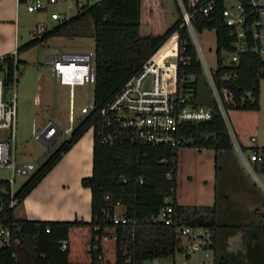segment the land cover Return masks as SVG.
Returning <instances> with one entry per match:
<instances>
[{
	"label": "trees",
	"instance_id": "16d2710c",
	"mask_svg": "<svg viewBox=\"0 0 264 264\" xmlns=\"http://www.w3.org/2000/svg\"><path fill=\"white\" fill-rule=\"evenodd\" d=\"M221 7L209 16L197 13L194 28L216 29L217 67L213 77L227 114L229 109L257 110L261 107L264 56L253 50L256 41L249 37V48L239 53L238 61H224L222 52L234 50V37ZM62 35L91 36L95 40V109L78 120L71 134L50 150L15 191L9 179H0V223L12 230L11 244L0 247V264H144L147 259L183 251L179 228L184 226L211 229L212 264H264L244 262L237 252L228 250L227 239L239 225L219 220V180L212 206L183 205L177 200L181 146L213 149L217 176L220 161H231L235 149L179 1L100 0L22 44L16 53ZM175 49L186 57L178 65V88L190 94L194 105L210 108L212 118L184 122L177 132L183 141L177 147L140 142L127 134L114 143L103 142L102 137L110 129L103 126L98 110L114 98L129 77L142 69L149 57L159 50L163 54ZM17 65L15 53L0 58L6 89L14 83ZM199 77L205 78L203 92L199 89ZM91 126L94 127L92 173L81 179L82 185L92 192L91 219L41 220L21 215L25 197ZM256 171L264 172V166H256ZM119 205L124 207L122 212ZM165 205L173 206L172 223L158 217ZM116 213L131 221L115 222ZM253 252L254 249L250 254Z\"/></svg>",
	"mask_w": 264,
	"mask_h": 264
},
{
	"label": "built area",
	"instance_id": "2783aa9c",
	"mask_svg": "<svg viewBox=\"0 0 264 264\" xmlns=\"http://www.w3.org/2000/svg\"><path fill=\"white\" fill-rule=\"evenodd\" d=\"M25 4L30 12L49 11L50 18L56 22L64 21L78 14L86 7L100 0H18ZM184 21L197 46L198 56L208 78L211 89L216 97L221 110L226 118L229 130L236 144L238 154L244 165L253 173L256 166H264V148L254 145L244 149L236 138L228 114L224 109L220 93L216 87L213 71L208 64L202 49L197 41L194 21L197 13L209 16L219 6L225 23L230 27V34L234 37L233 51L223 50L228 58L226 63L238 61L239 53L249 48V37L256 44L254 51L261 54L264 46L261 44L264 30V0H178ZM55 5L60 8L51 9ZM67 7V10L64 9ZM74 10L73 13L70 10ZM44 26V25H42ZM43 32H41L42 34ZM40 34V35H41ZM161 50V49H160ZM160 50L149 57L142 69L133 74L122 86L120 91L98 112L103 118V126L108 127L109 132L102 137L103 142L114 143L123 136L130 135L134 140L150 144H168L174 147L181 145L183 139L177 132L180 126L187 121L209 120L213 116L210 108L196 106L190 102V94L178 88L177 70L180 61H186V57L180 54V49L174 52L160 54ZM184 50V49H182ZM47 66L52 74L64 81L65 67L73 66L71 76L80 78L81 83H93L95 81V53L91 51H65L51 54L47 59ZM67 77V76H66ZM16 80V77H15ZM69 79H67L68 81ZM13 84L10 86L12 87ZM5 86L4 74H0V128L10 129V134L0 137V167L12 169L11 185L15 181L16 173L30 174L39 163H17L15 158V117L16 95H8ZM227 94V90L224 91ZM226 98L228 96L226 95ZM95 109L94 99L81 107V117L90 114ZM74 110L71 104V111ZM78 119L72 118V124L63 126L57 120L48 121L36 137L42 142H48L53 148L54 141H61L73 131ZM49 127L47 133L43 131ZM127 134V135H126ZM255 141V137H251ZM13 186V185H12ZM14 204V201L11 203ZM166 223L173 221V206L165 205L160 209L158 216ZM115 222H130L125 215L114 214ZM49 230V229H48ZM182 236L183 252L189 258L193 253L204 252L209 257L212 243V231L208 227L184 226L179 228ZM12 230L5 223H0V247L11 244ZM67 245L63 242V248ZM199 256V255H198ZM205 261V260H204ZM203 261V262H204ZM198 257L196 264H202ZM186 264H193L190 260Z\"/></svg>",
	"mask_w": 264,
	"mask_h": 264
},
{
	"label": "rangeland",
	"instance_id": "374dc122",
	"mask_svg": "<svg viewBox=\"0 0 264 264\" xmlns=\"http://www.w3.org/2000/svg\"><path fill=\"white\" fill-rule=\"evenodd\" d=\"M232 2V0H230ZM60 5H55L51 9L60 8ZM67 10V7L64 6ZM72 13L74 10H70ZM19 23V38L20 45L26 43L32 38L41 34L44 29H50L57 22L52 20L49 15V11L46 12H30L27 10L26 5L21 6V13L18 19ZM44 25V26H42ZM197 41L200 49L212 69L217 67V53H216V29L206 28L203 31L195 30ZM261 44L264 46V30L263 37L261 38ZM61 50L65 51H91L95 53V40L91 36H53L49 39L25 50L17 55L18 65L15 70V77L13 86L7 90L8 95H16V117H15V158L17 163H21L22 159H30L36 154H42L48 152L51 147L46 146L40 139L36 137L40 132L38 126V120H40L41 113H45L48 116H52V106L47 105L44 101L41 104L35 99V94L38 84L43 88V93L46 88L50 90L51 96H56L57 99L63 102V110H68L70 106L69 92L66 91L70 87L69 84H61L59 78H55L50 74L47 66V56L51 54L60 53ZM227 53L224 51L223 57L228 58ZM264 56V52L262 53ZM43 71L41 77L38 75L39 70ZM2 74V70H0ZM199 89L204 91L205 78H198ZM78 88L77 98H73V107L76 114L81 112V107L93 100V85L88 83H82ZM81 89V90H80ZM207 91V90H206ZM81 92V93H80ZM59 101V100H58ZM59 101V105L60 102ZM261 107L253 112H243L242 110L229 109L228 119L230 124L236 132L237 140L241 138L248 146H254L255 142L251 140L252 136L258 139L260 146L264 145V78L261 80ZM204 107V106H202ZM58 108V107H57ZM237 112H233V111ZM59 111V110H58ZM64 112V111H63ZM81 119V116L78 120ZM240 124V125H239ZM94 135V127L91 126L85 133ZM10 134V129L0 128V137H6ZM66 135L64 138H67ZM53 146V144H52ZM56 146V145H55ZM184 149H196L194 153L187 154L186 160L197 167L204 166L207 162L211 166V152L210 149H201L192 146H181V150ZM39 161V160H38ZM38 161H35L37 163ZM206 164V163H205ZM218 174V195L219 204L218 209L227 200L229 205L226 210L219 211H264V172L256 171L251 172L242 162L235 144L234 156L231 161H220ZM179 166V164H178ZM227 166V168H225ZM34 172V170L32 171ZM31 172V173H32ZM30 173V174H31ZM30 174L16 173L12 191H15L25 182ZM13 177L12 169L10 167H0V179H9ZM190 177L185 176L184 181L181 179V175L178 174V186L177 197L182 198V202H192L194 196L193 192L200 187H206V183L202 177L196 176L193 182ZM229 195V197H227ZM233 205V206H232ZM236 207V208H235ZM124 207L119 208V212H122ZM219 214V220L222 222L238 223L234 220L235 217H228L226 213ZM245 222H248L245 220ZM249 223V222H248ZM249 224L248 226H250ZM241 231V230H236ZM242 232V231H241ZM242 240L235 236L232 247L237 250L242 244ZM187 244V240L183 241ZM199 255V256H198ZM193 253L191 257H187L183 251H177L174 256H163L153 259L145 260L144 264H186L190 260L193 264L197 263L198 257L202 264H212V253L209 252V257L204 255V252Z\"/></svg>",
	"mask_w": 264,
	"mask_h": 264
},
{
	"label": "crops",
	"instance_id": "0c3cea01",
	"mask_svg": "<svg viewBox=\"0 0 264 264\" xmlns=\"http://www.w3.org/2000/svg\"><path fill=\"white\" fill-rule=\"evenodd\" d=\"M22 5L23 4L19 3L18 0H0V58H2L7 53H15L17 57V48L21 46L18 19L21 13ZM45 30L46 29H44V31ZM49 56L50 55L47 56V59ZM42 72L43 71L40 69L38 73L40 77ZM49 72L55 78V80L58 79L56 75L52 74L50 68ZM64 79V81H61L60 79L59 81L62 85H70V87L66 89V91L69 92L70 98V106L68 110H63V102L60 101V99H57L56 96H51V92L48 88H46L42 93L41 89L43 88L40 86V84L37 86L35 99L38 104H41L43 101L47 105L53 104L52 116H48L43 112L41 113V119L38 120L40 131L48 121L57 120L63 126L67 127L72 124V118L78 119L81 116V112L76 114L75 108L73 111H71L73 98H77L78 88H81L77 87L82 84L81 79L73 78L72 81L74 82L72 83L69 80V82H67V77H64ZM89 85H93V83H90ZM58 100L61 102L60 105ZM236 110L233 112H237ZM242 111L253 112L256 110ZM243 137L245 138V136ZM244 138H241L239 141L246 147H249L248 144H246L243 140ZM253 142H255V145L260 146L256 137L255 141ZM57 143L58 141H54L52 143L53 147ZM93 145L94 135L90 133L83 135L63 155L57 164L43 177L37 186L33 188V190L25 197L23 208L20 211V214L27 216L29 219L73 220L80 218L90 220L92 217V192L89 187L82 185L81 179L84 176L90 175L92 173ZM50 150L45 154L38 153L30 159H22L21 163L36 164L35 161L38 160L39 161L37 163H39L49 154ZM194 150L196 151V149H184L180 152L179 149L178 174L179 176L181 175V179H183V181L185 176L190 177V179H192L190 182H193L196 176L202 177L206 183V187L202 186L198 188L197 191L195 190L193 192V195L197 193V196H194V200H192V202H182L183 196L181 198L179 197V199L177 197V200L183 205L212 206L215 204L217 196L216 187L218 176L215 170L216 153L213 149H210L212 160L211 166H208L209 164L205 162L206 164L204 163V166L200 165V167H197L191 163H188L186 160L187 154L191 155L195 152ZM200 151H202V149ZM218 204L219 202H217V205ZM228 205L229 203L227 200H224V203H222V206L220 209H218V216L222 212L219 210H221V208L226 210ZM121 207L122 206L119 205L118 210ZM222 213H226L229 218L235 217L234 220H237V224L239 225L236 230L242 231L236 232L235 230L229 235L227 239L228 250L237 252V257L244 260V262H264V211H223ZM232 219L225 223H231L229 221H233ZM245 220L249 223L245 222ZM249 224L251 225L248 226ZM235 236L243 241L237 250H234L232 247V242ZM253 249L254 252L250 254ZM211 253V260L213 261V251Z\"/></svg>",
	"mask_w": 264,
	"mask_h": 264
},
{
	"label": "bare ground",
	"instance_id": "6f19581e",
	"mask_svg": "<svg viewBox=\"0 0 264 264\" xmlns=\"http://www.w3.org/2000/svg\"><path fill=\"white\" fill-rule=\"evenodd\" d=\"M72 67H73V66L65 67V68H64V71H65V73H66V76H67V78L69 79V81H71V83L74 82V81H72V79H73L74 77L71 76V69H72ZM66 76H65V77H66ZM69 81H67V82H69Z\"/></svg>",
	"mask_w": 264,
	"mask_h": 264
},
{
	"label": "water",
	"instance_id": "95a60500",
	"mask_svg": "<svg viewBox=\"0 0 264 264\" xmlns=\"http://www.w3.org/2000/svg\"><path fill=\"white\" fill-rule=\"evenodd\" d=\"M48 130H49V127L48 128H46L44 131H43V133H47L48 132ZM43 143H45V145H49V143L48 142H43Z\"/></svg>",
	"mask_w": 264,
	"mask_h": 264
}]
</instances>
